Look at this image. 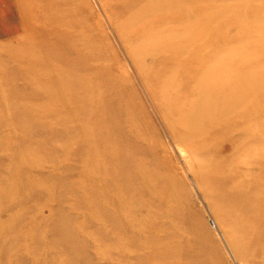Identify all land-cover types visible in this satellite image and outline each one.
Instances as JSON below:
<instances>
[{"label": "rangeland", "instance_id": "obj_1", "mask_svg": "<svg viewBox=\"0 0 264 264\" xmlns=\"http://www.w3.org/2000/svg\"><path fill=\"white\" fill-rule=\"evenodd\" d=\"M260 1L0 0V264H264V184L213 168L253 139L208 160L176 125L191 75L240 62L212 37L182 53L184 13L231 8L221 41L260 62L234 20L263 27Z\"/></svg>", "mask_w": 264, "mask_h": 264}, {"label": "bare ground", "instance_id": "obj_2", "mask_svg": "<svg viewBox=\"0 0 264 264\" xmlns=\"http://www.w3.org/2000/svg\"><path fill=\"white\" fill-rule=\"evenodd\" d=\"M157 1L156 5L165 4L167 8L179 5V0ZM132 2L131 6L137 9L140 7V10L143 5L148 6L149 4V2ZM260 3L264 7V2L260 1ZM229 9L231 8L222 7L207 11L208 13L197 14L188 11L184 13L185 17H182L183 19L187 18L178 26L179 32L181 31L185 37L181 41L183 42L182 47H179V49H183L182 53L194 51V48L197 49L204 38L212 37L216 39L221 55L226 54L225 50L233 49L232 52L236 54L235 59L240 62L235 64L231 62L233 61L231 59V61L217 65L215 64L216 57H214L208 63L211 65L207 66V64L205 68H201V72L191 75L189 83L188 80L186 83L191 84L190 88L195 90L196 96L194 95L193 100L196 102L188 109L182 108L183 114L176 120V125L186 131L185 137L189 141H195L194 143L191 141L193 143L191 148L202 153L206 159L212 158L213 152L218 157H222L224 152H228V144L219 145L216 141L220 135L226 136V138L235 135L240 141L253 139L241 150L237 146L238 143L234 144V151L231 152L227 160L218 162L213 168H217L225 177H235L232 183L227 186L228 188H235L242 184L257 187L264 184V133H262L264 132V61L258 62L257 59L250 61L248 53L240 55L242 52H246L245 48H241L245 43L244 45L240 44L243 42V35L240 31L237 36L229 39V44L227 41H221L225 37L222 25L214 24L221 18L223 22H229L231 25L233 18L229 16L232 13L231 10L228 11ZM9 19L11 22L8 23L13 24L11 28L15 30L16 24L10 13ZM134 19L136 18H131L128 23L132 24ZM261 19L260 16L252 18L240 16L234 20L237 21V24L239 23L238 26L243 32L256 35L259 32L264 33V26L256 27L257 22ZM2 32L0 30V35L3 34ZM171 32H176L175 26L165 28L166 34ZM249 43H251L250 49L253 52L264 49L262 37L251 38ZM152 45L149 42L147 47L150 48ZM227 84L230 85L226 86ZM207 98L210 99L203 103ZM256 143L260 144V148L254 146Z\"/></svg>", "mask_w": 264, "mask_h": 264}]
</instances>
